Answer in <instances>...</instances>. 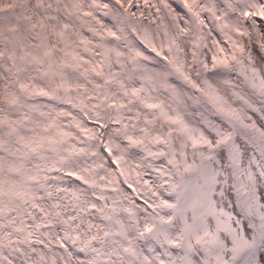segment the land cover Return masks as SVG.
I'll return each instance as SVG.
<instances>
[{
  "label": "snow or ice",
  "instance_id": "6c2138e0",
  "mask_svg": "<svg viewBox=\"0 0 264 264\" xmlns=\"http://www.w3.org/2000/svg\"><path fill=\"white\" fill-rule=\"evenodd\" d=\"M0 264H264V0H0Z\"/></svg>",
  "mask_w": 264,
  "mask_h": 264
}]
</instances>
